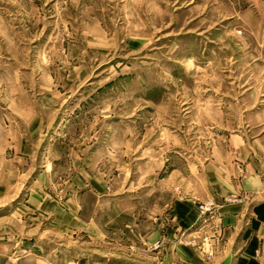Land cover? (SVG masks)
<instances>
[{
	"label": "rangeland",
	"instance_id": "obj_1",
	"mask_svg": "<svg viewBox=\"0 0 264 264\" xmlns=\"http://www.w3.org/2000/svg\"><path fill=\"white\" fill-rule=\"evenodd\" d=\"M234 8L0 0V161L39 121L27 163L0 165V264H264V156L257 192L227 180L241 169L233 98L264 77L246 68L256 55ZM178 199L193 202L191 225Z\"/></svg>",
	"mask_w": 264,
	"mask_h": 264
},
{
	"label": "crops",
	"instance_id": "obj_2",
	"mask_svg": "<svg viewBox=\"0 0 264 264\" xmlns=\"http://www.w3.org/2000/svg\"><path fill=\"white\" fill-rule=\"evenodd\" d=\"M243 3H245L246 6L241 10L240 6L243 5ZM229 4L231 3L229 2ZM234 4L235 6L239 7L238 10L237 8H234V17H230V19H233L235 23L236 29L234 32L237 37L239 36L241 38V40L246 39V48L248 49V52L252 53L251 55H256L254 57L251 56L252 60L249 64L250 67L246 68L256 69L257 71L258 69H261L264 71V0H234ZM258 38H261V44L258 43ZM247 39H250V41ZM247 75L244 77L240 85L241 87L245 86V89L237 92L233 98L235 104V115L238 119H241V126H238L240 127L239 134L234 136L235 141L233 145V151L236 160L240 162V166H238L241 167V169H235L236 174L231 176L229 175L227 180L230 179L232 183L235 184V187L230 185L232 189L235 188L234 190H238L239 188L238 191L240 192H242L244 189L245 191L257 192L258 186L261 184L262 180L260 177L256 176L254 167L261 165L258 159L261 160V157L264 156V137H258V135L255 134L256 132L258 134V132L264 131V129H258L261 126H264V122H259L260 117L264 116V92L260 93L259 90L260 86L264 87V77L259 81L258 77ZM33 116L35 117V115ZM244 117L249 120L250 125L247 121H242ZM36 118V120L34 118L28 124V128L33 132V134L30 135L31 138H27V140H21L17 135V137L10 139V142H13L14 145H10L9 149H15L16 161H18L16 162L15 160H12L11 162L6 161V158H2L0 165L13 163L16 166H20L27 163L23 160L28 159V156L33 152V149L30 148L31 145L28 143V141L32 142V140H34V131L39 125L38 117ZM256 118L258 122L254 124L253 122ZM228 157L231 158L230 155H227V159H229ZM225 187L227 190V185H225ZM216 188L219 190L218 187ZM38 193H42V191H39ZM42 194L45 196L44 199L39 202V207L44 208L45 206H49L51 201L49 200L46 193L43 192ZM216 195H222V193L216 190L215 192L210 191V193L207 194V197H215ZM36 196L38 197L37 194ZM97 196L101 198L100 194ZM190 198L194 199V197ZM192 204L193 202L190 199H183L181 201L178 199L173 202L174 209L172 211L176 212L177 215L180 214L181 216L184 215L187 217V222L185 221V225H191L196 220L195 212L192 210ZM56 210H58L59 213L62 211L61 208H56ZM224 210L223 211L225 212V215L222 220V225H230L233 220L237 219L236 206H230ZM75 211L78 213L77 209ZM259 213H262L258 215L261 217L263 216L264 211L262 212L261 210ZM63 214H66V212ZM255 219L254 223L251 225H258L255 222Z\"/></svg>",
	"mask_w": 264,
	"mask_h": 264
}]
</instances>
